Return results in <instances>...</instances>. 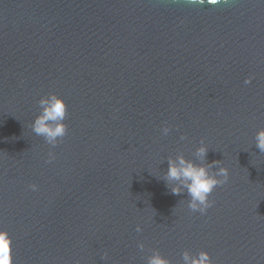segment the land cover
<instances>
[{
    "label": "water",
    "instance_id": "water-1",
    "mask_svg": "<svg viewBox=\"0 0 264 264\" xmlns=\"http://www.w3.org/2000/svg\"><path fill=\"white\" fill-rule=\"evenodd\" d=\"M52 93L68 112L55 148L31 128ZM262 128L264 0H0V231L13 264H146L153 249L171 264L185 250L264 264ZM180 154L229 170L204 214L163 180Z\"/></svg>",
    "mask_w": 264,
    "mask_h": 264
},
{
    "label": "clouds",
    "instance_id": "clouds-1",
    "mask_svg": "<svg viewBox=\"0 0 264 264\" xmlns=\"http://www.w3.org/2000/svg\"><path fill=\"white\" fill-rule=\"evenodd\" d=\"M191 3L192 0H187ZM209 3L216 5L219 0H209ZM252 77L245 79L244 83H251ZM38 104L41 112L31 125L32 131L35 135L43 137L45 142L52 148H55L63 138L67 135V125L63 122L67 115V105L63 98L52 93L46 97H42ZM170 127H163L161 132L163 136L170 133ZM187 137L181 135L180 139L185 140ZM255 146L259 149L261 154H264V128L260 129L255 135ZM208 148L204 144L203 139L200 141V147L196 149L195 156L205 161ZM55 159L54 154L50 151L46 163H51ZM168 170L164 174L163 180L170 188L171 194L181 195L187 192L188 209L195 213H206V211L213 206L214 201L209 197L218 186L225 185L229 180V170L226 167L219 166L220 161H213L212 163L197 164L192 160H187L180 154L175 159L169 157L167 159ZM213 168L216 170L213 171ZM29 187L37 190L36 184H31ZM137 232L142 231L137 225ZM138 248L143 251L145 245L143 242L138 243ZM152 254L147 257L146 264H171V261L161 255L158 249L151 250ZM102 258H107V253ZM183 264H212L209 253L200 251L196 255L190 254L185 250L182 253ZM0 264H13L12 256V239L6 230L0 231Z\"/></svg>",
    "mask_w": 264,
    "mask_h": 264
}]
</instances>
